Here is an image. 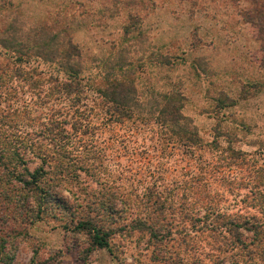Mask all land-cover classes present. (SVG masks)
<instances>
[{"label": "rangeland", "instance_id": "obj_1", "mask_svg": "<svg viewBox=\"0 0 264 264\" xmlns=\"http://www.w3.org/2000/svg\"><path fill=\"white\" fill-rule=\"evenodd\" d=\"M18 38L64 47H0V148L46 192L41 220L0 204L11 264H264V0H0ZM119 81L126 118L102 94ZM174 91L177 126L156 106Z\"/></svg>", "mask_w": 264, "mask_h": 264}, {"label": "trees", "instance_id": "obj_2", "mask_svg": "<svg viewBox=\"0 0 264 264\" xmlns=\"http://www.w3.org/2000/svg\"><path fill=\"white\" fill-rule=\"evenodd\" d=\"M45 32V29H42L41 33L43 34ZM38 36H40V34L36 33L34 37L36 38ZM20 40L21 38H18L16 42L8 45L0 42V47L7 50L10 49L11 51L16 52L20 57L33 56L45 62H58L62 60V58L58 54V49L63 48L64 46L57 48V50H48L46 48V45L38 43L39 45L36 46L34 43H32V45L27 46V44L22 41L20 42ZM26 41L30 43V37H27ZM67 46L72 49V45L70 44V42L69 44L67 43ZM67 56H70L69 53H67ZM67 69L73 72L72 67H69ZM104 80H106L105 77ZM125 86L127 85L124 82L120 81L116 84H109L108 89H106V91L102 93L105 96V99H108L109 97L112 103L116 104L114 113L122 118L130 117L132 115L131 110L133 109V107H137L134 106V104L138 103L137 98H139L136 87L134 86V82L132 83L131 90H127L128 88L125 89ZM175 92L176 91L169 92L164 95L161 94L162 103L159 105L157 103L156 106L162 107L160 109V114L164 115V120L166 122L177 126L178 122L182 120L180 119V113L182 111L181 102L183 101V98L180 93L177 94ZM173 98L181 104H179L178 106ZM193 140H195L196 142L195 138H193ZM37 173L38 171L30 172V168L23 160H21L20 155L17 156V154L15 152H11L9 148H0V187H2V184H5V186L8 187L3 189L2 194L0 192V195L2 197L0 198V204L7 203L10 206V208H8L7 210L9 213H14V206L17 203L20 207H25L26 213L32 215L33 219H42V215L44 214V209L42 206L45 200L46 192L44 191L40 173H38L39 175ZM15 190L19 191L18 194L20 196L18 199H16L15 195H12ZM30 199L32 203L35 204V206H30L31 208H28L24 203L26 200L30 201ZM93 227L94 228L88 227L87 225H82L83 230L94 233L93 244L96 248L106 249L110 253H113L110 242L108 240L110 238L108 234L109 231L105 230L104 226L103 228L97 226ZM236 230L238 229L235 228V231ZM0 233H2V230H0ZM155 239L160 241V238L158 237H155ZM163 241L164 240H161V242ZM5 242V238L0 236V264H11L13 260L9 255L5 254Z\"/></svg>", "mask_w": 264, "mask_h": 264}]
</instances>
